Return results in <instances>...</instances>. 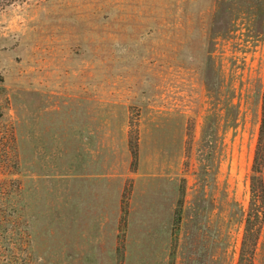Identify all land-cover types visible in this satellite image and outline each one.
<instances>
[{"label": "rangeland", "instance_id": "rangeland-1", "mask_svg": "<svg viewBox=\"0 0 264 264\" xmlns=\"http://www.w3.org/2000/svg\"><path fill=\"white\" fill-rule=\"evenodd\" d=\"M263 88L264 0H0V264H238Z\"/></svg>", "mask_w": 264, "mask_h": 264}, {"label": "trees", "instance_id": "trees-1", "mask_svg": "<svg viewBox=\"0 0 264 264\" xmlns=\"http://www.w3.org/2000/svg\"><path fill=\"white\" fill-rule=\"evenodd\" d=\"M264 88L262 93V118L260 124V134L257 143V149L255 153L254 165L251 174V187H252V201L251 209L247 215V224L245 237L242 243V250L238 264H251L256 240H257V228L252 226L254 221H259L260 210L257 208L258 203L264 205ZM264 215V211L262 212ZM181 219V217L179 218ZM259 228V227H258Z\"/></svg>", "mask_w": 264, "mask_h": 264}]
</instances>
